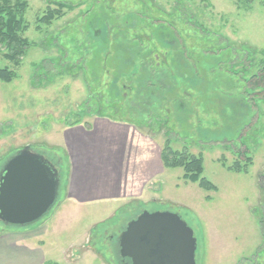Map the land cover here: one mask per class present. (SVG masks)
I'll return each instance as SVG.
<instances>
[{
    "label": "rangeland",
    "instance_id": "374dc122",
    "mask_svg": "<svg viewBox=\"0 0 264 264\" xmlns=\"http://www.w3.org/2000/svg\"><path fill=\"white\" fill-rule=\"evenodd\" d=\"M52 1L28 0L31 45L18 65L0 45V67L17 72L0 80V164L39 145L58 170L60 204L29 225L0 226V235L35 234L29 241L42 264H121L118 237L128 223L144 211H170L193 229L197 264H264V100L250 107L236 77L213 71L226 55L202 54L212 42L264 48V0H54L74 6L41 23ZM64 53L85 61L71 66ZM104 119L123 129L110 133L99 126ZM78 125L95 131L91 144H105L111 166L113 157L126 159L128 182L108 199L67 198L64 146ZM168 143L202 155L217 189L165 167ZM245 147L248 171L229 170Z\"/></svg>",
    "mask_w": 264,
    "mask_h": 264
},
{
    "label": "water",
    "instance_id": "95a60500",
    "mask_svg": "<svg viewBox=\"0 0 264 264\" xmlns=\"http://www.w3.org/2000/svg\"><path fill=\"white\" fill-rule=\"evenodd\" d=\"M59 185L56 166L31 146L23 148L0 170V220L14 226L38 221L60 204ZM118 241L120 255L129 258V264H197L195 233L174 212H142Z\"/></svg>",
    "mask_w": 264,
    "mask_h": 264
},
{
    "label": "trees",
    "instance_id": "16d2710c",
    "mask_svg": "<svg viewBox=\"0 0 264 264\" xmlns=\"http://www.w3.org/2000/svg\"><path fill=\"white\" fill-rule=\"evenodd\" d=\"M50 3H53L55 7L52 8L49 6L45 10L42 16L39 17L41 23L50 24L54 20L62 18L67 13L66 9L70 10L74 6L65 1L53 0ZM27 8L28 0H0V45L6 50L4 57L16 65L20 63L27 48L31 45L30 40L24 36L28 28V24L25 21ZM183 45V51L189 57V50L186 43ZM215 46L214 42L204 45L202 54L217 58L226 55L224 57L226 60H223L222 57L219 63L214 66L213 71L215 73L227 72L231 78L236 77L241 86L242 95L248 105L255 109L258 106V101L264 100V48H255L246 43L236 45L235 47L227 44L219 47ZM66 60L71 66H81L85 61V57L83 56L73 60L71 56L64 53V62ZM78 60L80 61L78 62ZM16 77L17 72L15 70L7 66L0 67V80L12 82ZM34 146L31 147L34 150H38L40 147L39 145ZM44 148H41V150L48 151V153L52 152L51 150H56L55 148ZM57 150L62 151L63 154L65 152L64 149ZM248 151L247 147L242 150L239 149L237 151L239 158L231 166H228V169L247 172L248 167L253 163V158L249 156ZM161 159L167 168L182 167L184 170L183 178L198 183L200 188L206 191L217 189L216 185L204 176V159L202 155L173 150L168 143L162 149ZM261 187L264 194V185ZM262 229L264 231V224Z\"/></svg>",
    "mask_w": 264,
    "mask_h": 264
},
{
    "label": "crops",
    "instance_id": "0c3cea01",
    "mask_svg": "<svg viewBox=\"0 0 264 264\" xmlns=\"http://www.w3.org/2000/svg\"><path fill=\"white\" fill-rule=\"evenodd\" d=\"M99 123L101 127L108 125L110 130H107L113 134L116 128L123 129L121 122L111 119L100 120ZM71 128L70 141L64 146L69 158L66 186L68 200L85 203L108 199L110 192L118 190L120 185L128 182L129 172L126 159L113 157L112 161L115 165L111 166L108 160L102 159L107 152L103 149L105 144L100 139L94 147L91 144L90 136L95 132L93 129H88L83 125ZM139 131L143 138L145 134L141 129ZM118 135L123 136L125 140L124 134ZM91 155H94V158ZM100 161L103 163L102 166H100ZM14 234L0 235V264H42L44 259L41 258L35 245L29 241L36 238V235L16 238Z\"/></svg>",
    "mask_w": 264,
    "mask_h": 264
},
{
    "label": "flooded vegetation",
    "instance_id": "af4514ba",
    "mask_svg": "<svg viewBox=\"0 0 264 264\" xmlns=\"http://www.w3.org/2000/svg\"><path fill=\"white\" fill-rule=\"evenodd\" d=\"M35 151H37V152H40L39 150H35ZM43 151V150H42ZM44 152V151H43ZM46 152V151H45ZM66 154V153H65ZM47 157V156H46ZM48 158V157H47ZM51 161V160H50ZM52 163H53V161H51ZM1 168H2V165L0 164V170H1ZM66 194H67V192H66ZM0 226L1 227H3V230L5 231L6 230V228L8 227V226H10L9 224H5L4 222H2L1 220H0ZM126 228V227H125ZM124 228V229H125ZM123 229V230H124ZM122 230V231H123ZM121 231V232H122ZM121 261V260H120ZM131 262V260L129 259V258H123L122 257V261H121V264H129Z\"/></svg>",
    "mask_w": 264,
    "mask_h": 264
}]
</instances>
